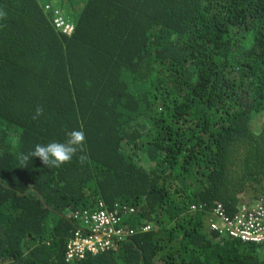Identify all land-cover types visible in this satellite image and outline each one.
<instances>
[{
    "label": "trees",
    "instance_id": "obj_1",
    "mask_svg": "<svg viewBox=\"0 0 264 264\" xmlns=\"http://www.w3.org/2000/svg\"><path fill=\"white\" fill-rule=\"evenodd\" d=\"M260 117L264 0H0V264H264L209 222L264 204ZM102 204L131 235L67 262Z\"/></svg>",
    "mask_w": 264,
    "mask_h": 264
},
{
    "label": "built area",
    "instance_id": "obj_2",
    "mask_svg": "<svg viewBox=\"0 0 264 264\" xmlns=\"http://www.w3.org/2000/svg\"><path fill=\"white\" fill-rule=\"evenodd\" d=\"M49 10V8H47ZM57 10L55 25L63 34L71 36L75 27ZM215 219H211V228L228 234L231 238L246 243L264 244V204L258 203L251 208L242 207L233 219L228 218L222 206L214 211ZM84 230L89 235L78 233L70 242L67 251V262L81 261L87 255H98L110 251L118 245V242L128 238L127 234L119 225L116 213L109 212L102 204L94 213L85 212L80 218ZM148 227L145 231H149Z\"/></svg>",
    "mask_w": 264,
    "mask_h": 264
},
{
    "label": "clouds",
    "instance_id": "obj_3",
    "mask_svg": "<svg viewBox=\"0 0 264 264\" xmlns=\"http://www.w3.org/2000/svg\"><path fill=\"white\" fill-rule=\"evenodd\" d=\"M42 109H36V116H39ZM35 119V116L33 117ZM84 133L80 130H73L68 133L66 142L52 141L47 144H37L30 153L23 157L24 160L30 161L37 157L47 167H60L70 162L78 150H83Z\"/></svg>",
    "mask_w": 264,
    "mask_h": 264
},
{
    "label": "rangeland",
    "instance_id": "obj_4",
    "mask_svg": "<svg viewBox=\"0 0 264 264\" xmlns=\"http://www.w3.org/2000/svg\"><path fill=\"white\" fill-rule=\"evenodd\" d=\"M68 7H69V6H68ZM263 123H264V118H263V117L258 118L257 127H258V130H259V131H260L261 126L263 125ZM245 199H247L248 203L251 202L249 198H245ZM249 204H250V203H249ZM255 204H257V203H255ZM210 221H211V219L209 220V222H210Z\"/></svg>",
    "mask_w": 264,
    "mask_h": 264
}]
</instances>
